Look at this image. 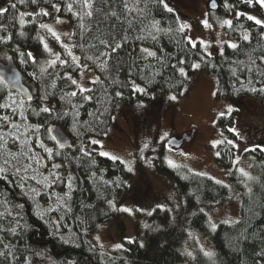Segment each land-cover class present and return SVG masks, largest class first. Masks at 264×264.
I'll use <instances>...</instances> for the list:
<instances>
[{
	"label": "trees",
	"instance_id": "trees-1",
	"mask_svg": "<svg viewBox=\"0 0 264 264\" xmlns=\"http://www.w3.org/2000/svg\"><path fill=\"white\" fill-rule=\"evenodd\" d=\"M215 2V13L232 17L226 33L237 39V47L209 55L200 42L189 40L165 0H91V16L83 0H7L8 11L0 13V59L13 56L33 96L26 99L0 80V117L9 118L0 119V167L7 169L0 173V264H181L190 228L205 232L213 247L209 254H197L198 264H262L264 149L246 150L251 172L244 175L227 140L218 145L215 158L238 197L237 221L213 227L207 214L228 198L229 186L160 157L157 168L173 179L179 194L178 215L156 209L143 239L126 241L113 255L88 240L100 223L118 215L112 199L132 176L120 160L85 149L91 139L107 135L121 106L153 103L156 92L178 99L199 62L217 79V99L245 96L264 110V26L248 19L249 14L264 19V9L256 0ZM54 5L71 24L70 48L40 27L47 22L43 10ZM45 38L66 63L45 67ZM69 49L78 62L70 61ZM82 70L97 75L83 93L71 83ZM235 114L219 116L217 126L229 138L248 140L235 127ZM56 124L71 137V148L62 149L52 139L49 126Z\"/></svg>",
	"mask_w": 264,
	"mask_h": 264
},
{
	"label": "rangeland",
	"instance_id": "rangeland-1",
	"mask_svg": "<svg viewBox=\"0 0 264 264\" xmlns=\"http://www.w3.org/2000/svg\"><path fill=\"white\" fill-rule=\"evenodd\" d=\"M211 1L165 0V3L178 14L182 25H188L185 29L189 40L192 43L200 42L207 54L217 55L225 46L236 45L237 39L229 38L226 33V27L229 25L224 21L232 22V17H222L215 13L217 6L210 7ZM6 4L7 0H0V8H5ZM56 7L43 10L48 13L46 24L60 36L59 40L70 48L71 24L67 18L58 15ZM249 16L264 20L256 14ZM204 21L211 27L205 26ZM45 44L47 49H50L45 67H52L59 61L66 62L67 59L58 55L49 39L45 38ZM68 55L70 61L78 62V57L72 54L70 49ZM73 57L77 59L74 61ZM53 60L56 61L54 65L51 63ZM0 61L6 62V59ZM195 64L200 65L199 62ZM96 79L97 75L93 71L82 70L73 77V80L77 81L76 91L90 88ZM0 87H3L2 82ZM216 90V77L200 67L196 68L195 73L188 79L185 92L178 99L167 100L161 92H156L153 103L137 101L129 107L121 106L116 111L107 135L104 138L91 139V143L85 148L87 151L96 150L101 155L108 153L104 156L115 157L132 168L127 187L112 199V206L117 209L118 215L110 221L100 223L97 230L89 235L91 245L113 255L124 249L126 241L143 239L145 229L152 222L151 216L156 209H169L172 214L178 215L179 194L173 179L157 168L160 157L170 166L208 176L231 188L228 198L207 210L212 226H216L220 221L238 220V197L233 194L234 189L227 171L216 162V149L224 140L233 143L238 169L240 172L242 169L243 173H250L251 161L245 152L256 147L264 149V110L258 100L245 96L239 99H217ZM159 96L161 98L157 99ZM233 111H236L235 127L240 134L247 136L248 140L229 138L219 130V116ZM185 134L190 136V139H184L180 147L169 145L170 137L181 138ZM158 205L161 207H157ZM117 245L121 247L117 248ZM212 251L213 247L207 234L190 228L181 264H198L199 252L209 254Z\"/></svg>",
	"mask_w": 264,
	"mask_h": 264
},
{
	"label": "water",
	"instance_id": "water-1",
	"mask_svg": "<svg viewBox=\"0 0 264 264\" xmlns=\"http://www.w3.org/2000/svg\"><path fill=\"white\" fill-rule=\"evenodd\" d=\"M217 4L215 0L210 2V7L216 8ZM0 78L2 81L12 90L21 94L24 98L28 99L29 96H33L30 87L24 82L23 74L16 65L13 56L9 55L6 62L0 61ZM49 132L53 137H56V144L64 149L71 148L73 146L71 137L61 128L60 125H50ZM190 139V136L185 135L183 138L170 137L168 140L169 145L173 147H180L183 140Z\"/></svg>",
	"mask_w": 264,
	"mask_h": 264
},
{
	"label": "snow or ice",
	"instance_id": "snow-or-ice-1",
	"mask_svg": "<svg viewBox=\"0 0 264 264\" xmlns=\"http://www.w3.org/2000/svg\"><path fill=\"white\" fill-rule=\"evenodd\" d=\"M20 2L23 3L24 0H20ZM33 2L35 3L36 0H33ZM161 2H162V0H161ZM247 2H248V3H252V0H247ZM257 2L260 4V6L264 7V0H257ZM83 6H84L86 9H89V11L86 12V15L91 16V15H92V12H91V10H90L91 7H92L91 0H83ZM11 7L15 8L16 5L13 4V5H11ZM53 7H56V6L54 5ZM165 7L167 8V5H165ZM68 8H69V10L71 11V9H72V5L69 4V5H68ZM56 10L59 11V8L56 7ZM7 11H8V9L0 8V13H4V12H7ZM168 11L171 12L172 9H171V8H168ZM43 14H44V15H48L47 12H44ZM248 19H249V20H253V21H255V23L258 24V25H264V20L257 19L255 16H248ZM22 22H23V21H22ZM58 22H60V21H58ZM224 23L227 24V25H229V26H231V23H232V22L229 20V21H224ZM204 24H205V26H207V27H211V25H209L207 21H204ZM40 27H41V28H45V29H47V30L52 34V36H53L55 39H57V40L60 39V36H59V35H58V34H57V33H56V32H55V31H54L49 25H47V24H41ZM185 27H188V25H181V30H183V28H185ZM22 34H23V33H22ZM0 39H3V38L0 37ZM244 39L247 40V39H248V36L245 35V36H244ZM102 43H104V42L102 41ZM231 46H232L233 48L237 47V45H235V44H232ZM65 47H67V46H65ZM115 47L118 48V47H120V45H116ZM45 48H46V49L48 48L47 44H45ZM49 51H50V49H49ZM69 54L71 55V53H69ZM150 54H151V55H155V53H150ZM29 55H31V53H29ZM57 59H59L58 56H57ZM76 59H77L76 57H73V60H74V61H75ZM51 63L54 65V64L56 63V61L53 60ZM62 63H66V62H65V61H62ZM193 67H194V68H199L200 65H199V64H194ZM42 70H43V69H42ZM180 72H181L182 75H186V73L184 72V70H183L182 68L180 69ZM0 80H2V78H0ZM71 83L75 85V84H77V81H76V80H71ZM137 90H138V91H143V89H137ZM85 91H88V89L81 88V93H83V92H85ZM70 95L74 97V96L77 95V93H76V92H72V93H70ZM117 95H119V93H117ZM89 98H90V97H85V99H89ZM28 99L31 100V96H29ZM171 99L175 100L176 97H175V96H172ZM42 111L45 112V113H47V112H50V109L47 108V107H44V108L42 109ZM229 111H231V109H229ZM222 115H223V114H222ZM0 119L7 121L9 118H8L7 116H5V117H0ZM12 127H13V128H17L18 125H17V124H12ZM37 127H38V126H37ZM0 139H3V136H2V135H0ZM16 139H19V137H17ZM52 139H56V137H52ZM93 143H98V141H93ZM217 143H219V142H217ZM40 147H41V148H44V147H45V146L43 145L42 142H41V144H40ZM45 151H47L49 154H51V151H52V150H51V149H47V148H45ZM102 155H108V153H102ZM217 155H219V153H217ZM113 159H116V158L113 157ZM37 162H38V161H37ZM4 163L7 164L8 161L5 160ZM169 163L171 164V161H169ZM55 167H59V165H55ZM128 170H129V171H132V168L129 167ZM241 171L243 172L242 169H241ZM6 172H7V169H6V168H4V167H0V173H6ZM18 173H19V169H17V174H18ZM244 175H247V173H244ZM4 178H6V176H5ZM217 183H220V182L217 181ZM32 191L35 192V189H33ZM157 207H161V206L158 205ZM123 210H124V211H128V212L131 211L130 209H123ZM149 215H151V213H149ZM213 227H215V225H213ZM116 247L119 248V247H121V245H117ZM0 255H3V253H0Z\"/></svg>",
	"mask_w": 264,
	"mask_h": 264
},
{
	"label": "flooded vegetation",
	"instance_id": "flooded-vegetation-1",
	"mask_svg": "<svg viewBox=\"0 0 264 264\" xmlns=\"http://www.w3.org/2000/svg\"><path fill=\"white\" fill-rule=\"evenodd\" d=\"M185 135H186V134H185ZM185 135H184V136H185ZM184 136H182V137H184ZM182 137H181V138H182ZM183 142H184V140H183Z\"/></svg>",
	"mask_w": 264,
	"mask_h": 264
}]
</instances>
